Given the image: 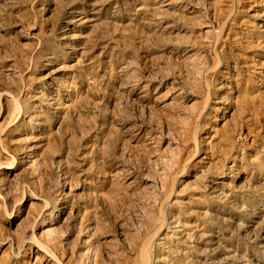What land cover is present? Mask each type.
I'll return each mask as SVG.
<instances>
[{"label":"rangeland","instance_id":"1","mask_svg":"<svg viewBox=\"0 0 264 264\" xmlns=\"http://www.w3.org/2000/svg\"><path fill=\"white\" fill-rule=\"evenodd\" d=\"M0 264H264V0H0Z\"/></svg>","mask_w":264,"mask_h":264},{"label":"bare ground","instance_id":"2","mask_svg":"<svg viewBox=\"0 0 264 264\" xmlns=\"http://www.w3.org/2000/svg\"><path fill=\"white\" fill-rule=\"evenodd\" d=\"M210 27H211V26H207V28H210ZM209 32H211L210 29H208V30L206 31V33H209ZM48 234H49V233H48ZM41 243H42V242H41ZM40 247L43 248L45 251H47L48 254H50V252H49L50 249L48 248L49 245L46 246L44 243H42Z\"/></svg>","mask_w":264,"mask_h":264}]
</instances>
